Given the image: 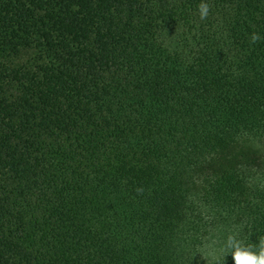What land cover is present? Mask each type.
I'll list each match as a JSON object with an SVG mask.
<instances>
[{"label":"trees","instance_id":"16d2710c","mask_svg":"<svg viewBox=\"0 0 264 264\" xmlns=\"http://www.w3.org/2000/svg\"><path fill=\"white\" fill-rule=\"evenodd\" d=\"M200 2L0 0V264L258 249L264 0Z\"/></svg>","mask_w":264,"mask_h":264},{"label":"clouds","instance_id":"9594fccd","mask_svg":"<svg viewBox=\"0 0 264 264\" xmlns=\"http://www.w3.org/2000/svg\"><path fill=\"white\" fill-rule=\"evenodd\" d=\"M198 13L201 20L208 16L209 4L205 0H201L199 3ZM257 39L258 36L252 34L251 41L255 42ZM225 248L231 254L232 264H264V238L259 240L258 249L251 251L235 238V234L229 235L225 242Z\"/></svg>","mask_w":264,"mask_h":264}]
</instances>
